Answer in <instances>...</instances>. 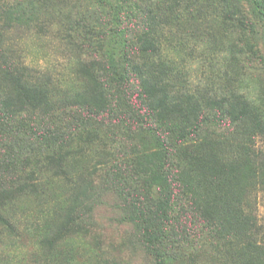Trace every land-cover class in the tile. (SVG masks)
<instances>
[{"label": "rangeland", "instance_id": "rangeland-1", "mask_svg": "<svg viewBox=\"0 0 264 264\" xmlns=\"http://www.w3.org/2000/svg\"><path fill=\"white\" fill-rule=\"evenodd\" d=\"M235 1L238 20L223 23L208 16L206 0H191L188 12L180 16L165 0L127 5L116 0H0V45L10 57L51 74L56 87L69 86L75 60L85 59L88 50L91 57L118 65L122 72L139 63L137 38L150 22L160 56L147 63L153 70L162 68V79L166 77L174 90L208 99V92L219 95L232 87L264 98V0L256 1L259 17L247 0ZM77 45L84 46L80 50ZM120 93L115 114L123 116L122 122L87 126L105 137L110 156L97 150L95 142L68 145L66 130L63 135L52 127V120L38 128L44 141L31 135L13 145L16 157L0 167V182L12 191L0 193V214L6 220L0 222V264H157L143 229L150 227L149 213L158 209L173 226L155 245L162 264H246L235 249L226 252L220 241H208V225L198 232L189 220L179 218L187 187L176 179L192 187L199 204L210 202L217 211L226 200L234 208L239 204L264 231V138L255 139V155L247 156L242 147L247 130L228 131L210 123L209 130L207 125L201 131L211 133V145L229 169L218 187L201 171L162 161L153 130L127 122L134 106ZM67 103L55 102L54 108ZM62 114L66 126L80 116ZM52 148L70 153L64 173L36 169L32 163L42 161ZM24 155L29 157L25 168ZM22 183L35 191L14 193ZM140 212L138 223L134 218ZM245 224L242 218L241 226ZM65 227L69 233L53 247L44 244Z\"/></svg>", "mask_w": 264, "mask_h": 264}, {"label": "trees", "instance_id": "trees-1", "mask_svg": "<svg viewBox=\"0 0 264 264\" xmlns=\"http://www.w3.org/2000/svg\"><path fill=\"white\" fill-rule=\"evenodd\" d=\"M116 1L124 5L134 2V0ZM165 1L167 8L179 16L188 12L191 5V0ZM206 1H208V16L211 19L216 16L223 23H233L238 20L236 15L239 9L235 0ZM256 1L247 0L252 12L259 17L261 11ZM152 25L148 22L147 28L137 38L139 63L122 72L118 65L112 66L99 57H91L88 50L84 55L85 59L75 60L69 86L62 84L56 87L53 83L55 78L51 74L28 67L22 59L10 57L6 53L8 50L0 45V167L6 168L11 164L10 160L16 157L13 153V145L19 143L21 137L30 138L32 135L44 141L38 128H45L44 123L47 120V123L54 121L52 127L61 129L63 135L66 130L68 145L75 141L88 145L95 142L98 145L97 150L110 156L112 151L106 145L105 137L99 136L98 129L89 130L87 126L90 122H98L102 125L122 122L123 116L116 115L115 112L118 94L123 91L124 96L132 102L135 111L134 116L127 122H131L133 126L140 124L153 130L158 138L162 161L169 163L171 160L180 167L192 168L194 172L201 171L218 187L224 185L221 180L229 171L228 166L225 165L226 160L221 158L212 147L211 133L208 132L207 136L202 135L201 131L207 125L209 130L210 123H214L215 127L227 128L228 131L245 129L248 135L243 140L245 141L242 146L243 152L247 156H254L252 145L255 139L264 138V98L251 97L232 87L225 88L219 95L217 91L208 92V99H197L193 94H182L174 90L166 77L162 79L164 73L162 68L156 66L157 69L153 70V67L147 63L148 58L160 56V48L156 43L155 29ZM77 46L82 50L84 45ZM55 97H57L56 101ZM68 100L69 103L62 108H54L55 102L65 103ZM64 111H70L72 115L79 113V119L70 121L66 126L67 117L62 114ZM100 135L103 136V133ZM205 147H208V153L205 152ZM69 155V152L62 153L52 148L42 161L35 159L32 163L36 169L43 171L54 169L56 173H64L63 164ZM32 156L35 157L36 152ZM23 158L24 167L29 157L24 155ZM175 178L174 183L177 181L178 185L187 187L185 195L179 198L181 202L183 201L181 205L179 204L181 220L183 218L189 220V225H194L198 232L208 225V241L212 242L214 238L215 241H220L226 252L235 249L237 258H245L246 264H253L257 260L264 264V231L257 225L253 216H245L247 214L243 208L239 204L238 208H234L229 200L223 202L221 211H217V207L210 202L199 204L198 201L196 202L195 193H192V187L182 183L183 179L177 178L175 181ZM34 188L33 185L22 183L13 192H33ZM0 193H12V191L0 182ZM149 214L146 222L150 223V227L143 229L145 242L154 254L157 264H162L163 259L155 245L157 247L162 237L165 238L173 226L167 221L168 216L159 209L157 213ZM142 216L141 212L138 213L134 221L140 223ZM242 218L246 221V227L241 226ZM0 222L6 223L1 214ZM67 228L65 227L54 239H49L44 244L49 248L53 247L69 233L70 229ZM232 260L235 259L232 257Z\"/></svg>", "mask_w": 264, "mask_h": 264}]
</instances>
